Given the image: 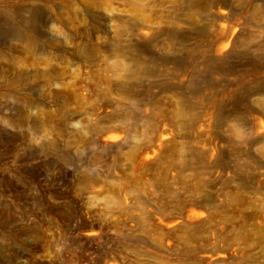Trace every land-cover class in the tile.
<instances>
[{
    "label": "rangeland",
    "instance_id": "rangeland-1",
    "mask_svg": "<svg viewBox=\"0 0 264 264\" xmlns=\"http://www.w3.org/2000/svg\"><path fill=\"white\" fill-rule=\"evenodd\" d=\"M0 264H264V0H0Z\"/></svg>",
    "mask_w": 264,
    "mask_h": 264
},
{
    "label": "bare ground",
    "instance_id": "bare-ground-1",
    "mask_svg": "<svg viewBox=\"0 0 264 264\" xmlns=\"http://www.w3.org/2000/svg\"><path fill=\"white\" fill-rule=\"evenodd\" d=\"M35 18H36V15L34 13H32L31 18L29 20V23L32 24V22L34 21ZM10 22H12V20ZM10 29L13 30L14 35L17 36L18 38L19 37L22 38V34L24 35V33H26L25 31H27L26 29L24 30L23 27L15 26L14 22H12V27H10Z\"/></svg>",
    "mask_w": 264,
    "mask_h": 264
}]
</instances>
